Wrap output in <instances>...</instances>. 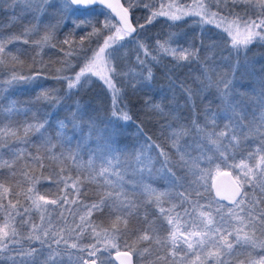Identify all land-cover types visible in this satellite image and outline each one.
<instances>
[{"label": "snow or ice", "instance_id": "obj_1", "mask_svg": "<svg viewBox=\"0 0 264 264\" xmlns=\"http://www.w3.org/2000/svg\"><path fill=\"white\" fill-rule=\"evenodd\" d=\"M4 5L0 264H264V65L248 86L237 78L264 45V0ZM161 17L169 31L148 37ZM169 64L183 104L175 92L167 104L153 97L154 69ZM42 76L56 85L37 84L23 105L6 97ZM97 81L107 120L81 102ZM129 89L146 97L161 142L137 126L123 143ZM47 109L67 115L53 123Z\"/></svg>", "mask_w": 264, "mask_h": 264}, {"label": "trees", "instance_id": "obj_2", "mask_svg": "<svg viewBox=\"0 0 264 264\" xmlns=\"http://www.w3.org/2000/svg\"><path fill=\"white\" fill-rule=\"evenodd\" d=\"M6 5L0 6V24H7L8 23V17L10 13L8 11H5ZM97 12L101 11L100 7H94ZM17 14H19V7L16 9ZM136 16H141L140 12L136 13ZM30 19V16L27 17ZM99 19H103V17H99ZM164 18L161 17L158 21H155L153 25H149V28H151V31L147 33L148 37H153L157 33H166L169 31L167 24L163 22ZM143 23V20H141ZM20 30V25H16L13 28H6L5 32H18ZM172 31H177V29H172ZM183 31L188 32L189 34H192V26L191 25H185ZM22 47H27L26 45ZM49 55L44 56L45 63H48L49 61ZM52 59L55 60V56H52ZM165 64H167V59L165 60ZM248 67L244 68L241 67L237 71V78L244 77V79L241 81L245 84V86H248L251 84L252 78L249 75L251 72L256 71L259 73V70L261 68V65H264V45H254L252 46L251 51L248 53ZM58 67V65L52 66V71L55 70V68ZM171 68V65H168V68H165L163 65L157 67L154 69L155 72V80L153 81V97L156 101L167 104L168 101L164 100L163 98L165 96L171 97L173 95V92H175L177 98L179 99V102L183 104V98L180 96L179 90L172 89L170 86V82L168 79V76L171 75V73L168 71V69ZM25 73L31 71L29 67H24L22 69ZM223 72H228L227 67H223L221 69ZM188 72V69H182L175 71V74L173 76V79L179 78L184 79L185 74ZM48 73H45L47 75ZM198 74V73H194ZM0 78H4L2 74H0ZM37 84L41 85L44 88H49L53 85H56V81L52 79H44L43 76L37 80L35 83L32 84H24L21 83L14 88H12L9 92L5 93L6 97H11L12 99H15L16 101L20 102L21 105L24 104L25 101H28L32 98H34L36 92H38L40 89L36 86ZM35 89V91H34ZM146 97L144 94L138 93L136 95H133L131 92V89H129V100L127 101L129 105V110L131 111L133 115V121L129 122L127 126V131L125 133V137L123 140V143L132 144L135 143L137 140V126L140 127L144 135L151 136L153 140H156L157 142L162 141V137L160 136V133L158 131V125L156 124V119L153 117H150L145 114L142 104L143 100ZM81 102L85 104L89 111H92L94 115L98 116L100 120H107L111 118L110 113V101L106 97L104 91H103V85L97 81L91 89L87 92L82 94L81 96ZM3 103H7V99L3 101ZM199 103V102H197ZM215 108L216 106L213 105ZM51 113V120L54 123L57 118L63 119L65 115H67L66 109H59V110H53V109H47ZM183 115H187V111H183Z\"/></svg>", "mask_w": 264, "mask_h": 264}, {"label": "water", "instance_id": "obj_3", "mask_svg": "<svg viewBox=\"0 0 264 264\" xmlns=\"http://www.w3.org/2000/svg\"><path fill=\"white\" fill-rule=\"evenodd\" d=\"M93 7H100L101 8L100 5H94ZM223 179H224L223 177L218 178V180H223Z\"/></svg>", "mask_w": 264, "mask_h": 264}]
</instances>
